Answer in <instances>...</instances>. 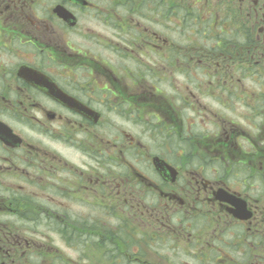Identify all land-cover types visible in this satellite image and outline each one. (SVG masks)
Returning a JSON list of instances; mask_svg holds the SVG:
<instances>
[{
  "label": "flooded vegetation",
  "instance_id": "1",
  "mask_svg": "<svg viewBox=\"0 0 264 264\" xmlns=\"http://www.w3.org/2000/svg\"><path fill=\"white\" fill-rule=\"evenodd\" d=\"M186 23L223 40L184 51L221 82L180 81ZM175 245L264 264V0H0V264H174Z\"/></svg>",
  "mask_w": 264,
  "mask_h": 264
},
{
  "label": "rangeland",
  "instance_id": "2",
  "mask_svg": "<svg viewBox=\"0 0 264 264\" xmlns=\"http://www.w3.org/2000/svg\"><path fill=\"white\" fill-rule=\"evenodd\" d=\"M182 10V9H181ZM184 10H182L181 14H183ZM150 16L154 17V14H151V11L148 12ZM192 23V21H191ZM154 24L155 26L156 25V20L154 21ZM182 26L180 27V30H179V50H180V59H181V63H180V72H179V79L180 81H184L185 79L186 80H195V81H200V82H221L222 78L221 77H226L227 74L223 73V72H216L215 70L212 69V72L209 74H205V70L203 69L202 66H196L198 65V62L197 63H193L192 62V59L194 57H185L184 55L185 54V50H193V47H200V46H203L204 44V47H208L207 44H210V46H212L213 48H219L220 46H215V43L216 40L218 41V44H222V41L223 40H219V39H216V37H212L213 36V30H205V28H203L201 30L200 33L198 34H190L189 33V29H191V27L186 23V26L184 24H181ZM193 26V25H192ZM93 27H95L96 29H98L100 32H107L109 31V26L108 25H105V23H98L96 25H93ZM208 27V26H206ZM205 30V35L202 36L201 33ZM163 31L164 33H172L173 30H172V25H168V23L165 22V20L163 21ZM209 33V34H208ZM222 39L224 37H221ZM211 47V48H212ZM199 57H196V59H198ZM211 59V58H210ZM182 60H188L187 63H182ZM212 63H215V64H218V62H221V56L219 55V53H217V55L213 56L212 57ZM245 70V69H243ZM243 70H237L235 68L233 69H228V79L227 80H232L230 77L233 76V80H236V79H240L242 80L244 84H246V82H250L252 81V73H248L247 70L246 71H243ZM248 73V74H247ZM216 85V88H217V84ZM214 89L212 87V84L210 85L209 87V94L210 96H216V95H220V92L221 90H217V89ZM208 88H206L205 90H207ZM231 91V89H229ZM205 97H208V96H205ZM208 102L211 104V108H218L217 109V113H222V114H225L226 112L225 111H228V112H232L231 108L227 109V110H224L223 109V106H221L220 104L219 105H216L213 98H211V100H208ZM184 102L180 104V119L182 118L183 120V127H184V131L182 132V136H184L185 138H182L181 142H180V145H185V144H190V140H187L186 137L188 138L189 135L191 133H189L188 131V128H189V123H190V118L192 119V114L189 115V111L188 110H185L184 107ZM178 107H179V104H178ZM239 107V111H238V114L241 118V121L244 120L242 114L245 110H250V105H248V107L246 106H241V105H238ZM248 112V111H247ZM210 118H213V116H210ZM214 120H218V117L217 118H213ZM180 120V121H182ZM244 123H247L245 121H242V125ZM119 125H121L122 127H125L124 124H122L121 122L118 123ZM196 126H198V123H196ZM205 127L209 128V130H213V124L212 123H209L207 125H205ZM195 130L197 132H199L200 130V127L198 126L197 128H195ZM192 132V131H191ZM133 133H137L139 134L140 132H133ZM173 141V139L171 137L169 138H166L165 139V146L169 147L171 145V142ZM183 245V244H182ZM181 245V246H182ZM152 250L148 249V254L149 256H155L153 254H151ZM164 251V254L167 255V249L164 248L163 249ZM170 251L172 253H175L177 256H175L174 258H178L180 257V261H178L177 259H174V261H172L174 264H202L200 263L197 259H192V258H189V256L187 255V252H188V249H183L181 247H177V245H175L174 249H170ZM67 253H68V257L70 258H76L78 255V253L80 254L81 252L79 250H75V249H70L68 248L67 249ZM190 260H193L194 262L190 261ZM186 262H189V263H186ZM85 264V263H84Z\"/></svg>",
  "mask_w": 264,
  "mask_h": 264
}]
</instances>
